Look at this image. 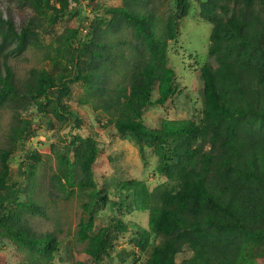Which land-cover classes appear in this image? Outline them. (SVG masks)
I'll return each mask as SVG.
<instances>
[{
	"label": "trees",
	"instance_id": "trees-1",
	"mask_svg": "<svg viewBox=\"0 0 264 264\" xmlns=\"http://www.w3.org/2000/svg\"><path fill=\"white\" fill-rule=\"evenodd\" d=\"M9 1L32 11L19 31L0 15L5 54L0 109L9 106L14 112L8 147L0 149V240H9L24 255L20 264H53L60 249L55 234H36L29 224L30 218H46L44 184L49 196L85 198L75 239L85 245L82 253L90 262L71 264H101L109 258L127 231L122 216L135 211L148 212L147 229L130 239L148 254L144 264H257L264 259V0H198L199 16L212 25L208 57L216 64L200 68L202 119L162 120L158 128L147 127L143 116L179 93L168 66L169 43L177 38L192 0H173L164 15L150 6L154 0L95 4L98 14L61 33L54 30L65 18L80 19V0ZM45 35L48 45L41 40ZM29 48L43 51L49 66L32 68L19 81L8 56ZM73 85L82 89L77 103L106 118L141 157L151 150L162 183L150 189L144 180L119 181L112 198L97 187L94 169L101 151L95 137L80 134L82 121L68 104ZM31 107L64 126L62 146H51L54 168L41 169L46 165L41 155L22 150L32 123L21 114ZM17 145L20 177L12 180ZM100 205H108L113 216L96 230ZM185 248L191 256L177 262Z\"/></svg>",
	"mask_w": 264,
	"mask_h": 264
},
{
	"label": "rangeland",
	"instance_id": "rangeland-1",
	"mask_svg": "<svg viewBox=\"0 0 264 264\" xmlns=\"http://www.w3.org/2000/svg\"><path fill=\"white\" fill-rule=\"evenodd\" d=\"M173 0H154L151 7L156 6L158 13L164 15L171 8ZM97 8L118 7L121 0H97L92 5L88 0H80L77 7L82 15L79 20L65 18L55 27V33H61L66 28L75 27L83 18L92 19ZM0 15L4 20L12 22L16 31L25 26L32 11L9 0H0ZM84 22V21H83ZM85 23V22H84ZM212 25L199 16L198 0H192L189 13L178 24L177 38L169 43L168 66L175 72L179 93L170 99L165 105L148 108L143 116L145 125L149 128H158L162 120H193L200 123L202 119V82L200 68L205 63L216 66L214 60L208 57L209 35ZM42 42L48 45L51 41L49 35L41 37ZM5 54L0 51V63ZM8 63L13 69L15 77L24 81L32 68H48L43 60V51L29 48L19 56H8ZM82 94L78 85L72 86L73 98L68 101L69 108L74 111L82 121L80 134L90 135L97 140L101 155L95 165L94 178L97 187L106 192L108 198L117 196L116 185L119 181L144 180L152 189L162 183L164 178L156 173L158 160L151 150H146L141 157L137 147L122 139L112 125L106 122V118L95 114L89 106H80L76 99ZM157 98L154 91L152 100ZM14 112L7 106L0 109V149L8 147L9 129L13 124ZM21 118L32 123L31 136L25 141L22 150H35L44 163L43 168H54V159L51 154V146H62L67 138L64 135V126L52 115L38 113L34 107L21 114ZM22 151L19 145L14 150L10 162V174L12 180L19 179V162ZM41 198L46 206V218L34 217L29 219L31 229L36 234L46 232L53 233L60 242L59 252L55 254L53 264H71L75 261L90 262L88 256L82 253L84 244H79L75 239V231L79 219L82 217L81 206L85 202L84 197L77 193L70 197L64 194L49 196L48 186L43 185ZM113 216L108 205L99 207L95 217L96 230L107 226L110 217ZM147 218V219H146ZM127 225V231L120 234L115 241L110 257L105 258L101 264H134L133 260L144 264L148 254L139 252L130 239L135 231L147 229L148 212H138L122 216ZM157 242V241H156ZM191 252L185 248L176 257L177 262L189 258ZM25 262V257L18 252L15 245L7 239L0 240V264H20ZM257 264H264V259H258Z\"/></svg>",
	"mask_w": 264,
	"mask_h": 264
}]
</instances>
